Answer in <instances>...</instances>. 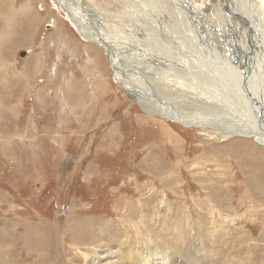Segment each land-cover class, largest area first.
Wrapping results in <instances>:
<instances>
[{"label":"rangeland","instance_id":"1","mask_svg":"<svg viewBox=\"0 0 264 264\" xmlns=\"http://www.w3.org/2000/svg\"><path fill=\"white\" fill-rule=\"evenodd\" d=\"M85 1L106 14L119 60L166 87L155 90L168 105L190 119L228 112L229 52L215 45L226 11L193 0L197 17L186 18L184 0H165L183 13L180 33L161 0ZM62 2L0 0V264H88L97 253L119 264L128 243L169 252L164 239L183 253L188 222L208 263L264 264V148L149 113Z\"/></svg>","mask_w":264,"mask_h":264},{"label":"bare ground","instance_id":"2","mask_svg":"<svg viewBox=\"0 0 264 264\" xmlns=\"http://www.w3.org/2000/svg\"><path fill=\"white\" fill-rule=\"evenodd\" d=\"M60 1L62 2V0ZM72 1L75 5V9L74 12L70 15L72 17V22L75 24L80 34L88 41H93L94 43H96L108 55L114 77L117 78L118 82H120L122 87L127 91V94H129V96H132L133 100H136L140 105H142L143 108L147 107L146 110L149 113L159 114L164 118H169L171 121L178 122L186 127L191 125L200 126V129H202L203 125L205 127H207L208 125L211 128L217 127L216 129L219 131L220 135H216L217 137L219 136V138L221 139L228 138L231 136L251 138L255 141V143L264 148V136L262 135V130L260 128L261 125H259L257 119L259 113L258 102H260L264 106V19L263 16H261V8L258 6L256 1L207 0L215 6L212 8V10L213 12H216V15H219L222 12L226 11L225 20L223 18L221 22L225 36L218 37L215 42V45L219 48L221 52L222 42L219 41V39L224 40L226 50H228L229 52V57H227L228 61L225 63L230 69L233 78H231L226 73L225 79L229 81V89L231 90L227 100L228 112H218V114L212 118H203L202 116L196 117L198 119L187 118L184 114L178 112L175 108H172L170 105H168L166 103L168 102L167 98L163 95H160L158 91L155 90L156 87H159L160 91L164 92L165 90L166 93L169 92V90L166 87L164 88L162 84L155 83L153 85H147L143 83L140 79V72H133L129 69L130 64L131 66H137L135 65V62H130V64H128V62L126 64L119 60L120 58L118 57L116 49L110 47L108 41L106 40L107 34L104 33L103 29L105 28V25L101 24L99 21L102 17H104V15L106 16L104 12L100 10L98 11L91 3H87L85 0ZM251 1L255 2L256 9L253 7V5H251ZM62 3L64 6H66L67 4L66 0H63ZM162 3L167 4L166 7L169 10V13H172L174 16L176 23L175 26L179 29L181 33L185 22L183 13L180 11L177 12L173 5L168 4L165 0H161V4ZM189 3L193 5V0H190V2L189 0H184L185 8L183 9V11L186 14V18L192 17V14L195 15L194 17H197L196 13H194L190 8ZM1 4L3 3L1 2ZM186 6H188V8H186ZM190 11H192V13ZM32 15L33 14L30 13L28 14V17L31 18ZM124 43L128 44L127 41H124ZM140 55L141 53L138 56ZM150 61L155 63L156 67H159L164 64L165 59L159 55H155L150 58ZM143 80L146 82L144 78ZM155 81L157 82V80ZM150 93L160 99L159 101L164 104L168 109H151L148 105V95ZM205 105L208 106L207 104ZM209 107L212 106L209 105ZM188 223L185 224V227L182 230V244L184 246L183 253L182 245L176 247L173 244H169L167 239H164L165 243L162 242L160 244H167L166 247L170 249L169 252H167V250L165 251L163 247L159 246L158 244L155 247L149 248V250L146 249V251H135L131 248V245L128 243L127 254L124 256L117 255L119 259L118 263H208L206 256L207 254L206 252H204L205 249H203L202 253H199L197 250L198 245L200 243L201 245H204V243L203 241H199L198 244L195 243L196 239H193V236L190 235L191 233H193V226H191V224L188 225ZM201 230L202 228L199 226L198 231L202 232ZM186 234L187 237H184L186 236ZM193 240L194 245L196 246V252L193 249ZM188 247L191 248L190 251H188ZM97 254H94L91 257V260L90 256L85 257V254H83L85 258L84 260H86L85 262H87L88 264H111V261L106 255L101 256V254ZM187 257H189L190 259L186 260ZM208 264L219 263L215 259Z\"/></svg>","mask_w":264,"mask_h":264},{"label":"water","instance_id":"3","mask_svg":"<svg viewBox=\"0 0 264 264\" xmlns=\"http://www.w3.org/2000/svg\"><path fill=\"white\" fill-rule=\"evenodd\" d=\"M25 54V52H21L20 56H23ZM258 109H259V113H258V123L259 125H261V130H262V135L264 136V106L263 104H261L260 102H258Z\"/></svg>","mask_w":264,"mask_h":264}]
</instances>
